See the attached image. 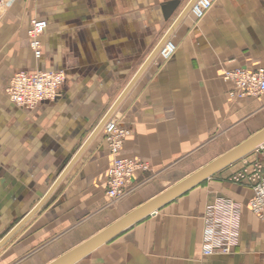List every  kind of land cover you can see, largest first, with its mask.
Segmentation results:
<instances>
[{"label":"crops","instance_id":"0c3cea01","mask_svg":"<svg viewBox=\"0 0 264 264\" xmlns=\"http://www.w3.org/2000/svg\"><path fill=\"white\" fill-rule=\"evenodd\" d=\"M174 0H14L0 4V241L38 205L147 61L190 0L164 19ZM42 19V53L25 37ZM109 120L128 131L119 157L146 164L127 195L111 202L105 173L113 161L101 130L42 206L0 247V264H51L264 128V94L235 97L223 79L264 69V0H218L203 19L188 12ZM165 42V43H166ZM61 71L60 96L34 109L5 96L18 72ZM264 146L178 196L74 264H264V222L248 210L252 189L234 180ZM239 206L237 242L204 257L210 205ZM220 217L223 212L217 213Z\"/></svg>","mask_w":264,"mask_h":264},{"label":"built area","instance_id":"2783aa9c","mask_svg":"<svg viewBox=\"0 0 264 264\" xmlns=\"http://www.w3.org/2000/svg\"><path fill=\"white\" fill-rule=\"evenodd\" d=\"M218 0H195L189 12L199 21L210 11ZM2 4V0H0ZM47 28L46 21L35 19L26 30L25 37L28 47L37 61L41 57V37ZM173 46L166 42L158 51L163 60L173 54ZM223 79L235 88V97H255L264 94V69H235L226 72ZM65 75L61 71L37 70L33 73L18 72L13 74L4 90L7 99L16 107L34 109L46 101H54L60 96ZM109 154L113 161L105 173L106 195L111 202L121 200L127 195L126 187L130 184L134 173L146 170V164L133 159L120 158L122 144L128 131L117 123L108 120L102 128ZM251 186L252 198L248 202V210L259 221L264 222V176L261 167L255 165L251 172L243 173L234 178ZM223 212L220 217L217 213ZM203 246L204 257L215 255L226 256L231 253L237 242V225L239 206L232 201H220L207 207L204 215Z\"/></svg>","mask_w":264,"mask_h":264},{"label":"water","instance_id":"95a60500","mask_svg":"<svg viewBox=\"0 0 264 264\" xmlns=\"http://www.w3.org/2000/svg\"><path fill=\"white\" fill-rule=\"evenodd\" d=\"M195 2V0H190L183 11L180 13L176 21L173 23L167 34L161 40L159 45L156 49L151 53L148 57L147 61L144 65L139 69L124 91L121 93L119 98L115 101L109 111L106 113L104 118L100 121L97 127L93 130L89 138L83 144L81 149L51 187L49 192L43 197V199L38 203V205L25 217L3 240L0 241V247L15 233L17 229H19L46 201V199L50 196V194L54 191L56 186L59 184L61 179L67 173V171L71 168L74 162L78 159V157L82 154L85 148L89 145V143L93 140V138L102 130L104 124L109 120L115 109L118 107L122 99L131 89L137 78L146 68V66L150 63V61L154 58V56L158 53L161 46L166 42L170 34L173 32L175 27L178 23L186 16L189 12L190 7ZM180 2L178 0H174L171 2H167L162 7L164 19H168L172 13L179 7ZM264 146V128L261 129L256 134L252 135L251 137L247 138L245 141L240 143L239 145L233 147L229 151L225 152L224 154L220 155L219 157L215 158L205 166L201 167L194 173L190 174L189 176L185 177L178 183L174 184L173 186L169 187L156 197L152 198L151 200L147 201L143 205L139 206L138 208L134 209L127 215L123 216L121 219L114 222L112 225L89 239L88 241L84 242L77 248L73 249L66 255L62 256L55 262L51 264H74L91 251L99 247L100 245L106 243L107 241L111 240L124 230L128 229L132 225L136 224L137 222L141 221L142 219L150 216L158 209L166 205L167 203L171 202L178 196L184 194L188 190L192 189L193 187L197 186L198 184L202 183L204 180L210 178L212 175L216 174L217 172L221 171L222 169L232 165L236 161L242 159L246 155L250 154L251 152L257 150L258 148Z\"/></svg>","mask_w":264,"mask_h":264},{"label":"rangeland","instance_id":"374dc122","mask_svg":"<svg viewBox=\"0 0 264 264\" xmlns=\"http://www.w3.org/2000/svg\"><path fill=\"white\" fill-rule=\"evenodd\" d=\"M14 0H2V8L9 7V3H13Z\"/></svg>","mask_w":264,"mask_h":264},{"label":"bare ground","instance_id":"6f19581e","mask_svg":"<svg viewBox=\"0 0 264 264\" xmlns=\"http://www.w3.org/2000/svg\"><path fill=\"white\" fill-rule=\"evenodd\" d=\"M105 125V124H104Z\"/></svg>","mask_w":264,"mask_h":264}]
</instances>
